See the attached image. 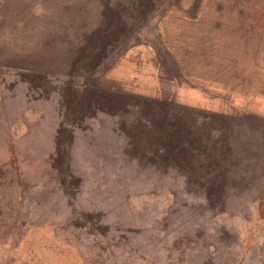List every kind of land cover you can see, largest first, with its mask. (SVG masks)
Returning a JSON list of instances; mask_svg holds the SVG:
<instances>
[{"label":"rangeland","instance_id":"374dc122","mask_svg":"<svg viewBox=\"0 0 264 264\" xmlns=\"http://www.w3.org/2000/svg\"><path fill=\"white\" fill-rule=\"evenodd\" d=\"M164 1L0 0V264H264V27Z\"/></svg>","mask_w":264,"mask_h":264},{"label":"crops","instance_id":"0c3cea01","mask_svg":"<svg viewBox=\"0 0 264 264\" xmlns=\"http://www.w3.org/2000/svg\"><path fill=\"white\" fill-rule=\"evenodd\" d=\"M177 0H165V3H159L158 6L160 7V18L163 19L164 15H166V10L170 7L171 12L169 11L168 14L174 18V21L176 20V16H185V19L190 16V14H181L180 12L174 11L175 14H173L172 9L175 8V3ZM219 4V3H218ZM224 6H227L229 9L232 10L233 14L231 15V19H233L234 26L232 28H229L228 31H235L238 33H255L258 32L259 34L263 32L264 22H263V14L264 10L262 6L260 8V11H256V8L258 7V4L255 0H229V3L224 2ZM197 7L206 10V0H201V3L197 5ZM189 13V12H188ZM263 13V14H261ZM202 19L203 17H198ZM196 22V21H195Z\"/></svg>","mask_w":264,"mask_h":264}]
</instances>
